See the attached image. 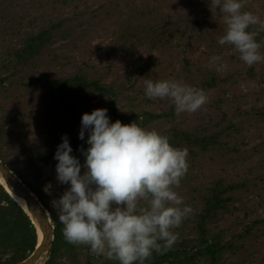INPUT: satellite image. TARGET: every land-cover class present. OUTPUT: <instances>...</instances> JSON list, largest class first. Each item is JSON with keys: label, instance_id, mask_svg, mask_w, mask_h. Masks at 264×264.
I'll use <instances>...</instances> for the list:
<instances>
[{"label": "rangeland", "instance_id": "rangeland-1", "mask_svg": "<svg viewBox=\"0 0 264 264\" xmlns=\"http://www.w3.org/2000/svg\"><path fill=\"white\" fill-rule=\"evenodd\" d=\"M209 3L0 0V142L7 144L0 146L12 157L23 150L35 155L65 134L79 139L84 113L106 108L111 122L112 113L129 116L189 152V170L175 191L193 211L172 230L178 234L172 248L181 250L177 264L195 253L189 264H264V60L249 67L233 46L218 43L226 25L219 13L212 16ZM242 11L264 22V0H244ZM49 28L56 30L52 43L34 65L6 69V62H17L26 34ZM256 40L264 55V31ZM213 56L221 59L213 62ZM76 76L108 92L53 91L59 80ZM147 79L202 89L207 103L177 116L169 99L145 95ZM36 174L46 194L59 198L66 186L57 184L56 173L47 167L30 171L31 178ZM210 244L216 255L206 252ZM83 247L78 257L64 255L58 263L115 264Z\"/></svg>", "mask_w": 264, "mask_h": 264}, {"label": "clouds", "instance_id": "clouds-1", "mask_svg": "<svg viewBox=\"0 0 264 264\" xmlns=\"http://www.w3.org/2000/svg\"><path fill=\"white\" fill-rule=\"evenodd\" d=\"M208 7L226 25L221 46H233L249 67L264 60L256 40L264 22L242 11L244 0H210ZM256 25L257 31L248 30ZM144 92L150 99H169L177 116L199 111L208 100L204 90L171 80H144ZM79 139L88 145L79 148L83 163L72 154L66 134L53 157L57 184L66 188L50 203L66 242L88 246L92 255L118 264H146L154 252L171 250L178 240L172 230L193 211L175 191L189 170L188 149L136 121L111 122L106 108L82 115Z\"/></svg>", "mask_w": 264, "mask_h": 264}, {"label": "trees", "instance_id": "trees-1", "mask_svg": "<svg viewBox=\"0 0 264 264\" xmlns=\"http://www.w3.org/2000/svg\"><path fill=\"white\" fill-rule=\"evenodd\" d=\"M56 2L67 3V0H55ZM55 28H49L47 30H42L38 35L26 34L23 38L20 47L16 50L15 54L17 57V62L9 61L5 63L7 70L17 69L18 66L28 65L32 63L34 65L35 61L42 52V49L52 43V39L55 35ZM209 87L213 88L216 86L215 83H208ZM70 89H78L81 91H95L97 93L108 92L106 87L101 86L97 82H90L88 78L76 76L73 78L59 80L56 86L53 88L54 92H65ZM112 118L114 120L125 121V124H131V117H124L112 113ZM128 121V122H127ZM4 129L0 130V140L2 139ZM10 137V136H9ZM86 141V139H85ZM85 141L80 139L71 140L69 142L73 148V155L77 157H84L79 152V148L83 145L87 148L88 145ZM7 146L5 141H1ZM62 143V138H58L47 147L39 148L35 155L25 154L23 150L20 154L14 157L8 154V149L1 144L0 146V158L13 170L16 174L31 188V190L36 194L45 208L51 215L52 221L55 225V244L54 250L51 255L50 260L47 264H59L64 255L68 257L72 256V253L76 254L78 257L81 253L83 245H73L66 242L63 236V225L58 219L57 211L52 208L50 201L52 200L49 195L45 192V186L42 182V178L39 174H36L31 178L30 171L38 172L42 167H47L55 172V166L58 161L54 160V154L57 150V146ZM217 211V208H213L210 211ZM204 242H207L204 240ZM39 244L38 230L33 223L31 217L25 212V210L10 196V194L5 190L3 186L0 185V264H16L20 261L28 258L37 248ZM213 245L210 244L206 246V252L209 254L216 255V251L212 252ZM184 250V249H183ZM182 250V252H183ZM180 251L174 252L172 248L167 253L160 255L153 253L151 260L147 261L150 263L160 264L166 262L169 258H175L176 263H178L180 257ZM196 253L186 261L181 260L184 264L185 262L192 261ZM188 257V256H187ZM215 257V256H214ZM115 264H118L115 261Z\"/></svg>", "mask_w": 264, "mask_h": 264}, {"label": "water", "instance_id": "water-1", "mask_svg": "<svg viewBox=\"0 0 264 264\" xmlns=\"http://www.w3.org/2000/svg\"><path fill=\"white\" fill-rule=\"evenodd\" d=\"M0 185L6 191L7 188H11L20 197L23 202L21 207L28 215L38 220L36 228L40 229L42 233V246L39 247L38 244L36 250L28 258L16 264H47L54 250L56 228L50 213L31 188L1 158Z\"/></svg>", "mask_w": 264, "mask_h": 264}, {"label": "bare ground", "instance_id": "bare-ground-1", "mask_svg": "<svg viewBox=\"0 0 264 264\" xmlns=\"http://www.w3.org/2000/svg\"><path fill=\"white\" fill-rule=\"evenodd\" d=\"M7 191L12 195H10L11 197H13V199L20 205L23 206V202L21 201L20 197L11 189V188H7ZM31 217V219L33 220L35 226L38 225V220L36 218H34L33 216L29 215ZM38 229V228H37ZM39 231V247L42 246V233L41 230L38 229Z\"/></svg>", "mask_w": 264, "mask_h": 264}]
</instances>
